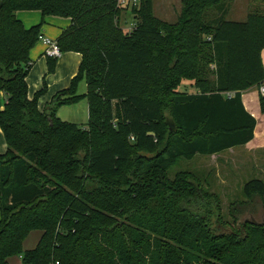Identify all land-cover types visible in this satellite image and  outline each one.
I'll return each instance as SVG.
<instances>
[{
  "label": "trees",
  "instance_id": "obj_1",
  "mask_svg": "<svg viewBox=\"0 0 264 264\" xmlns=\"http://www.w3.org/2000/svg\"><path fill=\"white\" fill-rule=\"evenodd\" d=\"M174 23L153 0H0V264H264V226L221 230L220 202L189 172L168 180L178 160L212 156L253 139L256 120L241 93L264 86V13L227 21L223 0H180ZM211 9L215 10L211 11ZM19 11L70 19L60 53L81 56L70 87L39 111L27 96L29 52L41 24L25 28ZM129 12L132 27L119 25ZM212 16L210 17L209 15ZM53 73L56 59L47 57ZM87 85L85 126L63 122L61 106ZM183 81L195 93L178 92ZM264 114V96L259 97ZM264 211V183L242 188ZM32 230V250L22 244Z\"/></svg>",
  "mask_w": 264,
  "mask_h": 264
},
{
  "label": "rangeland",
  "instance_id": "obj_2",
  "mask_svg": "<svg viewBox=\"0 0 264 264\" xmlns=\"http://www.w3.org/2000/svg\"><path fill=\"white\" fill-rule=\"evenodd\" d=\"M228 0H223L226 4ZM154 15L166 22L174 23L181 8L180 0H153ZM254 10L264 13V0H234L229 5V10L225 16L227 21L243 22L247 15ZM214 11V9H211ZM129 12H122L119 16V25L126 31L131 26ZM209 15V14H208ZM212 16L211 14L209 15ZM190 85V86H189ZM178 92H194L192 83L183 81L177 89ZM4 101L1 99V107ZM257 119L261 120L258 115ZM87 123V120L85 121ZM85 123V125H86ZM83 125V126H85ZM81 126V125H80ZM257 143L223 153L218 158L196 155L191 160H178L168 171V180H173L179 172L192 173L201 187L208 193L216 196L220 202L221 230H238L244 220L253 218L257 222L264 221V211L260 202L248 203L244 213L238 217V222L234 223L229 215V211L245 202L243 195V185L252 179L261 180L264 183V134L261 133ZM7 146L0 129V155L6 152ZM41 236L40 231L32 230L26 236L22 244V250H32L36 247ZM16 259H11L10 263L15 264ZM17 264H23L22 261Z\"/></svg>",
  "mask_w": 264,
  "mask_h": 264
},
{
  "label": "crops",
  "instance_id": "obj_3",
  "mask_svg": "<svg viewBox=\"0 0 264 264\" xmlns=\"http://www.w3.org/2000/svg\"><path fill=\"white\" fill-rule=\"evenodd\" d=\"M233 2L234 0H228L225 4V7L229 10V5H231V3ZM245 15H248L246 14V11L242 13L241 17ZM15 16L25 28H30L35 25L41 24L40 36L49 38L52 41H56L62 30L66 29L70 25V19L68 18L57 16L43 17L41 12L39 11H19L16 12ZM128 16L130 15L128 14ZM129 19H131V16ZM44 51L45 47L40 41H38L30 50L29 58L32 62V65L26 77L27 96L29 99H32L34 94L40 91L45 86V92L37 102L38 110L41 112H43L48 107L52 98L58 92L66 90L70 87L72 80L78 74L79 66L81 63L80 54L74 52L61 53L56 59L54 72L48 73V59L44 55ZM260 57L264 69V49H262ZM86 91L87 85L85 80L83 79L79 81L76 87V94L81 96V99L75 104L59 107L56 112L57 118H59L63 122L74 123L81 126L85 125V121L87 120L88 122V104L87 100L82 96L86 94ZM187 93L193 94L195 93V91L192 93ZM259 97V88L257 87L251 88L241 93V101L244 109L256 120L253 139L245 145L237 146L223 151L219 154L206 157L218 158L223 153L233 151L235 149H239L253 143L258 144L260 135H262L261 133L264 134V114L260 111ZM1 99H3V101L5 102V96L2 92H0V111L3 109V107H1ZM258 115L261 117V120L257 119ZM12 258L13 257L9 258V264H12L10 263ZM18 258L19 261H21V258L19 256ZM13 259H16V257L14 256ZM19 261L15 260V264H17V262L19 263Z\"/></svg>",
  "mask_w": 264,
  "mask_h": 264
},
{
  "label": "built area",
  "instance_id": "obj_4",
  "mask_svg": "<svg viewBox=\"0 0 264 264\" xmlns=\"http://www.w3.org/2000/svg\"><path fill=\"white\" fill-rule=\"evenodd\" d=\"M139 0H120V5L122 7H130V6H136L138 4ZM129 30L132 27V24H130ZM38 41L42 42V44L45 47L44 55L48 58H57L61 54L59 51L58 46L56 45L55 41L50 40L49 38L39 36ZM259 95L264 96V86L259 87Z\"/></svg>",
  "mask_w": 264,
  "mask_h": 264
},
{
  "label": "water",
  "instance_id": "obj_5",
  "mask_svg": "<svg viewBox=\"0 0 264 264\" xmlns=\"http://www.w3.org/2000/svg\"><path fill=\"white\" fill-rule=\"evenodd\" d=\"M245 223H249L250 225H253V226H264V221L263 222H257L253 218H251L249 220H245Z\"/></svg>",
  "mask_w": 264,
  "mask_h": 264
}]
</instances>
